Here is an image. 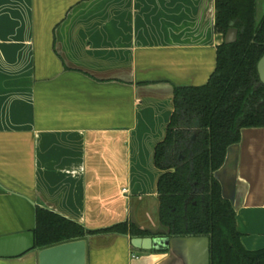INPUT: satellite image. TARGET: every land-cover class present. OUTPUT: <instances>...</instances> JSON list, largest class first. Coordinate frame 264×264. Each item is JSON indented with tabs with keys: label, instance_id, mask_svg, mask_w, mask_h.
I'll use <instances>...</instances> for the list:
<instances>
[{
	"label": "crops",
	"instance_id": "obj_1",
	"mask_svg": "<svg viewBox=\"0 0 264 264\" xmlns=\"http://www.w3.org/2000/svg\"><path fill=\"white\" fill-rule=\"evenodd\" d=\"M214 24L215 0H0V237L33 230L41 208L92 233L86 264H187L185 237L143 250L102 231L161 229L155 147L174 88L215 69ZM214 177L242 247L263 249L264 128L242 129Z\"/></svg>",
	"mask_w": 264,
	"mask_h": 264
},
{
	"label": "trees",
	"instance_id": "obj_2",
	"mask_svg": "<svg viewBox=\"0 0 264 264\" xmlns=\"http://www.w3.org/2000/svg\"><path fill=\"white\" fill-rule=\"evenodd\" d=\"M215 31H238L233 44L216 48L207 83L175 87L174 112L165 139L155 147L158 232L122 223L102 232L131 238L209 237L210 264H264V248L245 250L232 204L214 177L242 129L264 128V85L257 63L264 55V14L257 0H215ZM182 157L181 159L179 157ZM35 249L42 250L92 234L82 226L41 208L35 209Z\"/></svg>",
	"mask_w": 264,
	"mask_h": 264
},
{
	"label": "water",
	"instance_id": "obj_3",
	"mask_svg": "<svg viewBox=\"0 0 264 264\" xmlns=\"http://www.w3.org/2000/svg\"><path fill=\"white\" fill-rule=\"evenodd\" d=\"M262 16L257 11V18ZM237 34V29L229 28L224 36V44L235 43ZM257 73L259 82L264 85V55L257 63ZM164 241L168 245L169 240ZM179 241L187 246V264H210L209 237L189 236ZM130 242L136 249L155 248V239L151 238H132ZM29 252L37 253V264H86L87 243L83 238L36 250L33 230L0 237V259H16Z\"/></svg>",
	"mask_w": 264,
	"mask_h": 264
},
{
	"label": "rangeland",
	"instance_id": "obj_4",
	"mask_svg": "<svg viewBox=\"0 0 264 264\" xmlns=\"http://www.w3.org/2000/svg\"><path fill=\"white\" fill-rule=\"evenodd\" d=\"M260 14H261V12H260Z\"/></svg>",
	"mask_w": 264,
	"mask_h": 264
}]
</instances>
